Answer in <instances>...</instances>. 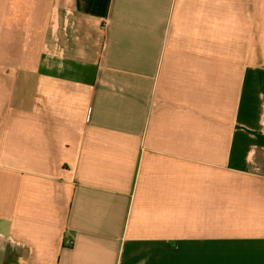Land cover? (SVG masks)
<instances>
[{
  "label": "crops",
  "instance_id": "0c3cea01",
  "mask_svg": "<svg viewBox=\"0 0 264 264\" xmlns=\"http://www.w3.org/2000/svg\"><path fill=\"white\" fill-rule=\"evenodd\" d=\"M0 264H264V0H0Z\"/></svg>",
  "mask_w": 264,
  "mask_h": 264
}]
</instances>
